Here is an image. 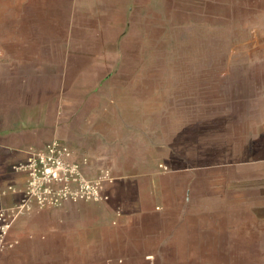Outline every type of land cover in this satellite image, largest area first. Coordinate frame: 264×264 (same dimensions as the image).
Listing matches in <instances>:
<instances>
[{
    "label": "rangeland",
    "instance_id": "rangeland-1",
    "mask_svg": "<svg viewBox=\"0 0 264 264\" xmlns=\"http://www.w3.org/2000/svg\"><path fill=\"white\" fill-rule=\"evenodd\" d=\"M29 31L74 49L66 140L119 177L110 207L159 214L131 254L264 264V0H0V34Z\"/></svg>",
    "mask_w": 264,
    "mask_h": 264
},
{
    "label": "crops",
    "instance_id": "crops-1",
    "mask_svg": "<svg viewBox=\"0 0 264 264\" xmlns=\"http://www.w3.org/2000/svg\"><path fill=\"white\" fill-rule=\"evenodd\" d=\"M57 40L40 31L0 34V211L8 215L22 203L28 178L14 166L31 151L58 139L71 146L77 157H89L92 167L99 161L98 156L81 154L66 140L79 136L84 118L79 115L78 75L73 82L66 74L73 65L66 55L73 56L74 49H65L64 42ZM97 165L112 169L104 161ZM135 180L141 183L138 177ZM118 190L124 195L126 188L118 186ZM108 203L105 211L86 202H67L20 213L11 227L10 239L16 245L0 253V264H119L120 258L124 264H143V255L131 254L128 244L144 240L148 220L156 221L159 214H129L122 205L111 208L114 202Z\"/></svg>",
    "mask_w": 264,
    "mask_h": 264
},
{
    "label": "built area",
    "instance_id": "built-area-1",
    "mask_svg": "<svg viewBox=\"0 0 264 264\" xmlns=\"http://www.w3.org/2000/svg\"><path fill=\"white\" fill-rule=\"evenodd\" d=\"M91 165L89 157H77L71 146L55 139L14 166L28 178L22 203L10 209V215L0 211V253L15 247L16 242L10 239L11 227L20 213L61 207L67 202H109V189L117 177L107 166H101L92 176L87 171Z\"/></svg>",
    "mask_w": 264,
    "mask_h": 264
}]
</instances>
